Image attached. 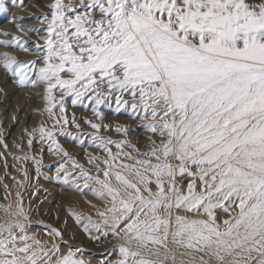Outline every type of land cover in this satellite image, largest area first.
<instances>
[{
	"label": "snow or ice",
	"instance_id": "obj_1",
	"mask_svg": "<svg viewBox=\"0 0 264 264\" xmlns=\"http://www.w3.org/2000/svg\"><path fill=\"white\" fill-rule=\"evenodd\" d=\"M49 7L50 18L44 17L48 35L43 46L36 45L37 51L44 52V66L37 73V61H18L5 54V70L21 84L36 83L32 79L36 76L46 84L50 101L58 87L75 95L73 103L91 92L94 95L89 99L96 106L119 92L118 107L136 111L141 106L144 118L151 117L142 126L168 137L159 146L152 142L150 151L143 153L156 163L136 161L140 167L135 174L147 198L119 172L116 179L124 185L123 194L97 181L102 188L94 191L110 196L109 211L118 213L112 217V234L124 221L126 231L142 246L162 244L171 222L170 213L160 215L162 209L202 211L207 220L175 217V243L198 252L208 250L221 261L232 256L230 264H249L253 259L264 264V0H54ZM124 93L132 99L122 100ZM89 123L97 131L101 128ZM116 131L127 134V129ZM41 133L56 143L51 131L41 128ZM94 141L110 155L108 144L134 147L100 136ZM173 159L175 166L170 162ZM190 166L199 170L206 193L197 194L191 182L186 195L175 187L177 169L180 177L195 175ZM144 172L156 178L155 193L147 187L152 180ZM104 174L108 176L107 171ZM165 177L170 185L167 191ZM237 201L238 217L224 221L221 231L214 210L228 211L224 202ZM15 227L19 237L9 227L8 237L0 239V255L10 257L0 259V264H36L37 253H29L24 225ZM85 229L100 231V226L89 220ZM52 231L61 236L58 230ZM17 239L25 242L22 247L16 245ZM18 252L25 255L17 256ZM120 254L125 257L120 264H128L129 257L132 264H152L142 257L136 259L140 254L124 247ZM58 264L83 262L65 256Z\"/></svg>",
	"mask_w": 264,
	"mask_h": 264
},
{
	"label": "rangeland",
	"instance_id": "obj_2",
	"mask_svg": "<svg viewBox=\"0 0 264 264\" xmlns=\"http://www.w3.org/2000/svg\"><path fill=\"white\" fill-rule=\"evenodd\" d=\"M53 2L2 0L0 4L3 8L0 11V239L8 237L6 229L9 227L19 237L21 233L15 225L23 224V234L29 237L27 243L31 245L29 253H37L36 264H58L65 256L82 261L83 264H120L125 259L120 254L121 247L138 252L140 255L136 259L142 257L152 264H230L232 256H225L224 261H221L208 250L198 252L173 241L175 217L179 215L188 220H207V215L202 211L187 212L175 207L167 211L162 209L161 216L170 213L171 217L168 238L162 244L147 243L142 246L132 233L126 231L124 221L115 229L116 234H112L115 223L112 217L118 213L109 211L113 206L110 196L106 193L100 196L94 191L102 188L97 181L124 189V185L116 179V173L119 172L136 183L147 198L149 194L144 191L145 186L139 183L140 178L135 174L140 167L136 161L151 159L152 163H156L154 158L143 153L150 151L152 142L159 146L168 137L159 135V131L153 134L142 126L151 117L148 120L144 118L141 106L136 111L130 106L118 107L115 98L120 95L119 92H113L111 97L96 106L89 99L93 93L73 103L75 95L64 93L58 87L51 93L53 100L50 101L46 99L49 95L46 84L36 76L32 77L36 83L21 84L18 77L5 70V54L18 61H37L34 69L37 73L44 66V52L37 51L36 45L43 46V38L48 35L44 17L50 18L49 5ZM64 2L78 3V0ZM248 2L258 3L259 0ZM23 48H27V51ZM9 97L18 111L12 128L6 130L7 117L3 109ZM121 98L132 99L127 93ZM52 105L54 107L49 112L48 108ZM94 108L97 110L93 111ZM62 117L68 122L64 123ZM57 120L60 122L57 123ZM89 122L101 125L99 131L93 129ZM41 128L51 131L56 143L42 134ZM117 128L127 129V134L117 132ZM96 136L128 142L134 147L122 145L117 148L115 144H108L110 155L104 148L95 146L98 143L94 141ZM126 153H130V156H126ZM111 156L116 159L113 160ZM170 162L174 166L177 164L174 159ZM105 171L108 176H105ZM189 171L195 175L180 177L177 169L175 187L186 195L191 182L197 194L206 193L207 189L199 179V170L190 166ZM144 175L152 180L147 185L151 192L158 191L156 178L149 172H144ZM206 179L210 181V178ZM169 187L168 178L165 177V190ZM236 203L238 201L224 202L228 211L221 208L214 210L215 222L221 231L226 227L224 221L238 217L240 209L235 206ZM100 213H104V216ZM105 219L108 220L107 224H104ZM89 220L98 224L100 231L86 230L85 225ZM52 230H58L61 236L54 235ZM15 243L22 247L25 242L17 239ZM54 246H58L59 251ZM8 247L11 248L12 244ZM16 255L25 254L18 252ZM253 256L258 259V254L253 253ZM5 258L10 259L0 255V259ZM127 259L128 264H132L133 258ZM249 264H256V260H251Z\"/></svg>",
	"mask_w": 264,
	"mask_h": 264
},
{
	"label": "bare ground",
	"instance_id": "obj_3",
	"mask_svg": "<svg viewBox=\"0 0 264 264\" xmlns=\"http://www.w3.org/2000/svg\"><path fill=\"white\" fill-rule=\"evenodd\" d=\"M6 81H7V79H6ZM15 107H16V105H15ZM15 107H14L12 100L9 97L7 99V101L5 102V108L3 109L5 111L6 117H7V119H6L7 122H6V127H5V128H7L6 130H10V128H12V123L14 122L15 115L18 111V109ZM114 188H116V187H114ZM116 189L120 190L121 193L123 194L124 189H121V188H116ZM127 191H129V190H127ZM129 192H131V191H129Z\"/></svg>",
	"mask_w": 264,
	"mask_h": 264
}]
</instances>
